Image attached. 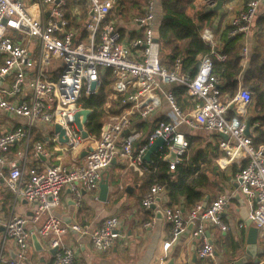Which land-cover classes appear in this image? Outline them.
<instances>
[{"label":"built area","instance_id":"2783aa9c","mask_svg":"<svg viewBox=\"0 0 264 264\" xmlns=\"http://www.w3.org/2000/svg\"><path fill=\"white\" fill-rule=\"evenodd\" d=\"M68 1L0 0V79H3L0 111L24 119V126L0 136V166L7 167L6 175L0 173V176L15 200L23 199L33 208L30 218L11 213L6 219L3 225L5 239L13 242L14 256L6 257L1 251L0 264H26L32 234L27 228L29 223L38 225L37 235L47 242L49 249L56 250L53 264H74V252L63 242V236L69 231L76 233L78 238L88 235L94 249L110 250L116 239L123 238L118 232V219L109 217L92 232L78 225L64 224L53 213L60 205L63 189L67 187L75 206H80L82 191L96 194L104 172L116 158H121L138 176L151 172L158 160L173 168L188 154V141L181 127L190 132L224 136L218 143L222 156L216 164L225 169L233 162L244 163L236 175L238 192L250 208L251 225L263 237L264 144L253 145L252 138L245 134L246 123L239 119L251 101V92L242 88L224 103L221 80L213 73L208 56L202 58L194 77L179 74V58L170 66L163 64L152 28L155 0H146L143 15L133 19L142 35L129 44L122 41L120 33L109 21L118 0H82L89 11L83 24L84 42L78 41L76 31L66 17ZM214 3V0H205L206 6L211 7ZM258 7V0L248 1L241 11L228 7V12L235 11L229 21L232 29L229 34L247 36ZM201 38L214 48L211 35L204 32ZM212 54L219 61L225 59L224 55ZM247 55L248 48L243 46L239 62L242 69L246 66ZM106 71L112 78V96L119 98L118 108L123 107V110L105 119L98 138L87 133L88 137L83 139L73 115L86 109L82 108L80 100L96 94ZM92 83H95L94 89H91ZM172 85L186 88V95L193 103L191 109L184 111L177 105ZM163 102L169 108L167 120L157 123L145 136L132 128V117L146 119ZM229 104H233L235 112L231 117L227 116ZM36 124L52 126L53 130L58 125L64 131L65 143L60 142L59 134L54 131L48 143L71 154L69 165L51 164L27 169L26 150L17 152L15 159H4L15 144L23 143L27 149ZM158 138L163 139L160 154L147 162L144 156ZM82 152L86 154L80 157ZM172 154L173 161L170 160ZM47 156L43 144L35 143L31 157L39 160ZM118 188L123 189L121 183ZM163 193L162 186L153 184L141 199V207L149 210ZM230 201L231 194H220L205 208L202 202L195 204L186 215L177 206L166 207L163 218L170 225V232L163 249L167 250L190 225L191 236L198 243V259L213 258L214 249L206 235V225L225 232L227 226L221 219ZM153 222L154 219L144 227Z\"/></svg>","mask_w":264,"mask_h":264},{"label":"crops","instance_id":"0c3cea01","mask_svg":"<svg viewBox=\"0 0 264 264\" xmlns=\"http://www.w3.org/2000/svg\"><path fill=\"white\" fill-rule=\"evenodd\" d=\"M146 1V0H145ZM250 0H225L224 14L215 26L214 19L211 28H205L202 33L207 32L212 36L215 45L218 44V36H215L214 30L220 28L222 31L229 26L230 18L235 11L228 12V7L236 8L241 11L245 8L246 3ZM259 7L256 18L254 19L251 31L244 37L243 46H247L251 51L255 48V35L263 32L264 36V0H258ZM145 2L143 0H118L113 10L110 13L109 21H112L115 28L121 35V39L125 44H129L136 38L142 35L141 30L134 23V18L144 13ZM205 0H197L193 6L188 9L189 17L194 18V15L200 11H205ZM66 17L70 19L71 27L76 31L77 39L84 42L86 33L83 31V24L89 17L87 3L82 0L68 1L66 8ZM162 18L160 0H155L154 19L152 28L155 38L157 30ZM201 33V35H202ZM158 39V38H157ZM159 42V40H158ZM163 58V56H162ZM165 64V62L163 63ZM247 64V63H246ZM8 80L6 79L5 82ZM245 88L238 80V91ZM246 89V88H245ZM247 108V107H246ZM234 110V108H233ZM233 110H229L232 111ZM169 108L165 102L161 107L154 111L148 118L144 120V126L136 128L132 123V128L140 131L143 136L149 134L157 123L167 120ZM242 121L246 123L250 119L247 117L246 109L244 115L240 116ZM132 117L131 120H133ZM257 124H255L256 126ZM24 126V119L8 116L0 111V136L14 130L17 127ZM51 126L36 124L31 132V137L26 149L25 144L13 145L9 152L4 155L5 160L15 159L17 152L27 151L26 168L37 167L42 168L51 164L69 165L71 161V154L68 152L56 149L52 144L48 143V138L51 132ZM250 128V137L255 136L252 127ZM182 132H190L186 128H180ZM204 144L214 142V133H205ZM222 139L219 136L218 143ZM41 143L44 146L48 156L35 160L31 157V152L35 143ZM219 150V147H218ZM220 151V150H219ZM221 153V151H220ZM160 150L151 156V159L159 156ZM221 155L218 157L220 158ZM216 158L214 162L216 163ZM217 165V164H216ZM218 167V166H217ZM240 166L238 162H233L225 169H218L223 174L222 191H216L214 197L220 194H231V201L222 215V222L227 226L225 232L218 227L210 224L206 225V235L209 242L214 249L213 258L207 260H200L196 255L197 241L191 236V226L187 225L186 230L180 234L177 241L173 242L167 250L163 249V244L169 239L170 225L163 218V210L166 208L168 199L165 193L158 195L155 204L149 210L141 207V199L148 191V187L143 184L140 176L133 173L131 169L122 162L121 158H116L109 168L105 171L108 175V194L105 202L99 201V189L96 194L82 191V201L80 206H75L71 199L70 191L65 187L60 195V205L54 209L53 213L66 225H78L88 232H92L99 224L109 218L116 217L119 221L118 232L121 237L114 241L112 247L108 251H100L94 249L90 237L83 236L78 238V235L69 231L63 236V242L68 245L74 252V264H230L239 260L244 255L245 241L249 228L245 221L241 218V206L233 195L238 191L235 185L238 184L236 175ZM0 173L4 176L7 173V167L0 166ZM119 183L122 184L123 189H119ZM69 191V192H68ZM97 195V199L95 196ZM239 196L244 201V207L249 213V206L243 196ZM32 205L23 199L15 200V197L10 193L0 176V252L6 257H13L14 244L10 239H5L4 223L11 213L30 218L32 215ZM186 215L187 213H183ZM154 219V222L149 226L144 227ZM240 225H244L240 227ZM252 226V225H251ZM27 228L32 234H36L41 242L42 250L38 251V247H34L32 240L28 251V261L26 264H53L54 253L49 249L47 242L41 239L36 229L38 225L28 224ZM122 228V229H121ZM263 238L258 234V246L264 248L259 244V240ZM254 264L252 259H248L245 264ZM264 263V254L258 256V264Z\"/></svg>","mask_w":264,"mask_h":264},{"label":"trees","instance_id":"16d2710c","mask_svg":"<svg viewBox=\"0 0 264 264\" xmlns=\"http://www.w3.org/2000/svg\"><path fill=\"white\" fill-rule=\"evenodd\" d=\"M195 1L197 0H160L162 18L156 38L159 40L162 62L170 66L179 58V74L194 77L202 58L208 56L213 64V73L221 80V100L224 103L229 102L237 94L238 80H241L243 86L252 94L246 114L255 134L252 138L253 145L264 144L263 32L255 35V48L248 50L247 64L242 69L239 62L244 34L230 35L232 30L230 26L222 31L217 28L214 32L215 36H218V44L211 48L201 38V33L205 28H211L214 14L202 9L194 18L189 17L187 11ZM212 52L224 55L225 59L217 60ZM111 85L112 78L106 71L96 94L80 100L82 108L91 110L85 125V130L91 137L98 138L105 119L109 115H118L123 110V107L118 108L119 98L112 96ZM170 87L177 105L182 110L186 111L193 107V103L186 95L185 87L181 85ZM234 115V110L228 111V117ZM239 119L242 121L240 116ZM131 122L136 128L144 126V120L138 116H134ZM185 137L188 141V154L179 164L171 168L168 163L158 160L151 172L140 176L148 188L153 184L162 186L168 199L166 207L177 206L183 213H187L195 204L203 202L205 197L208 198L207 204L213 200L216 191H222L223 180V174L214 162L221 155L218 150L219 135L214 134V142L206 144L204 132L186 133ZM243 164L239 163V166ZM259 244L264 246V236L259 240Z\"/></svg>","mask_w":264,"mask_h":264},{"label":"water","instance_id":"95a60500","mask_svg":"<svg viewBox=\"0 0 264 264\" xmlns=\"http://www.w3.org/2000/svg\"><path fill=\"white\" fill-rule=\"evenodd\" d=\"M214 2L215 3L213 6L205 7V12L217 14V17L215 19V26H214L215 28L224 14L225 0H214ZM46 15H48V13ZM154 40L155 42H158L157 38H155ZM2 81L3 79H0V85L2 84ZM94 88H95V83H92L91 89H94ZM228 109L233 110V104H229ZM90 115H91V110L89 109H82L73 115V121L77 125L78 129L82 131L83 139H86L88 137L87 132L83 130V126L86 125L87 119ZM8 116H10V114H8ZM249 127H250V122L249 120H247L246 125H245V134L247 136H250ZM54 132L59 134L60 142L65 143L67 141L66 137L64 136V131L58 125L54 126ZM220 137L224 138V136L222 135ZM162 146H163V139L162 138L156 139L155 142L152 144V146L149 148V150L146 152L144 159L148 162L151 156L157 153L158 149L161 148ZM85 154H86L85 152H82L80 154V157L85 156ZM170 160L171 161L174 160L173 154L171 155ZM114 162H115V159L112 161V163ZM237 186L238 184L235 185L236 189H237ZM107 194H108V175L104 172L103 178L99 183V194H98L99 201L105 202L107 198ZM233 199H236L239 202L241 206V218L243 221H245V224L249 228V230H248V234H247L246 241H245L244 255L239 260L234 261L230 264H245L248 259H252L254 264H258V256L264 254V248H261L258 246V231L255 227L251 226V222L248 219V212L246 211L244 207V201L239 196L238 191L233 195ZM207 202H208V198L205 197V199L202 202L203 208H205ZM31 240H32L33 246L38 247L37 250L41 251L42 250L41 242L37 238L36 234L34 233L31 234ZM55 251H56L55 249L52 250L53 253H55ZM261 264H264V263H261Z\"/></svg>","mask_w":264,"mask_h":264},{"label":"rangeland","instance_id":"374dc122","mask_svg":"<svg viewBox=\"0 0 264 264\" xmlns=\"http://www.w3.org/2000/svg\"><path fill=\"white\" fill-rule=\"evenodd\" d=\"M33 40L35 41V39H33ZM50 129L53 130V127L51 126ZM121 229H122V228H121Z\"/></svg>","mask_w":264,"mask_h":264}]
</instances>
